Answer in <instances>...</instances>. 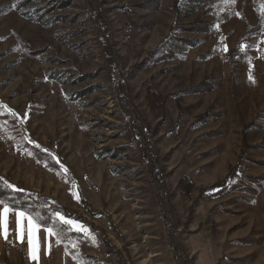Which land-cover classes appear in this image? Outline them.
Masks as SVG:
<instances>
[{
  "label": "rangeland",
  "instance_id": "1",
  "mask_svg": "<svg viewBox=\"0 0 264 264\" xmlns=\"http://www.w3.org/2000/svg\"><path fill=\"white\" fill-rule=\"evenodd\" d=\"M0 179V264H264V0H0Z\"/></svg>",
  "mask_w": 264,
  "mask_h": 264
},
{
  "label": "trees",
  "instance_id": "2",
  "mask_svg": "<svg viewBox=\"0 0 264 264\" xmlns=\"http://www.w3.org/2000/svg\"><path fill=\"white\" fill-rule=\"evenodd\" d=\"M105 45L107 47V44ZM109 58L113 59L111 53H109ZM189 191V187H186L183 196H188L190 193ZM37 198L38 197L34 194H28L13 188H8L5 186L4 181L0 179V201H4L12 209H17L18 211H22L25 214L34 217L39 227L50 228L51 221L44 220L46 212L43 211ZM29 199H33V204L29 203Z\"/></svg>",
  "mask_w": 264,
  "mask_h": 264
},
{
  "label": "snow or ice",
  "instance_id": "3",
  "mask_svg": "<svg viewBox=\"0 0 264 264\" xmlns=\"http://www.w3.org/2000/svg\"><path fill=\"white\" fill-rule=\"evenodd\" d=\"M0 204L4 205L3 210H2V215L6 218L8 213L11 211V208L4 201H0ZM57 216H58L59 221L62 222V224L73 227L75 230L86 231V229H83L81 226L76 225L75 222L66 219L64 216H61L59 214H57ZM17 217H18V230L21 233L24 227L23 220L25 219L27 220L28 231H29V236H30L29 243L33 245L32 258L38 259V255H37L38 249H39L38 239L34 241L32 237L34 236L35 231H38L39 226L34 221L33 217L26 215L24 212H17ZM46 231L49 236H53V235L59 236V232L55 231L53 228H46ZM6 236L7 234L5 232V238Z\"/></svg>",
  "mask_w": 264,
  "mask_h": 264
}]
</instances>
